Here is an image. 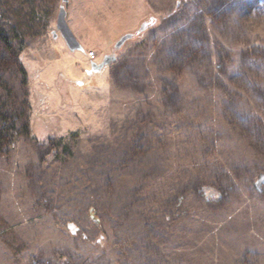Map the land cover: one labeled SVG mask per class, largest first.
Returning <instances> with one entry per match:
<instances>
[{
	"label": "rangeland",
	"instance_id": "374dc122",
	"mask_svg": "<svg viewBox=\"0 0 264 264\" xmlns=\"http://www.w3.org/2000/svg\"><path fill=\"white\" fill-rule=\"evenodd\" d=\"M60 7L80 49L52 35ZM0 10L32 73L29 135L0 152V264H264V0Z\"/></svg>",
	"mask_w": 264,
	"mask_h": 264
},
{
	"label": "trees",
	"instance_id": "16d2710c",
	"mask_svg": "<svg viewBox=\"0 0 264 264\" xmlns=\"http://www.w3.org/2000/svg\"><path fill=\"white\" fill-rule=\"evenodd\" d=\"M11 22L4 14H0V152L5 145L13 147L19 134L29 135L25 113L30 108L28 97L29 90L32 91V73L22 60L24 34ZM203 189L219 195L207 186Z\"/></svg>",
	"mask_w": 264,
	"mask_h": 264
},
{
	"label": "water",
	"instance_id": "95a60500",
	"mask_svg": "<svg viewBox=\"0 0 264 264\" xmlns=\"http://www.w3.org/2000/svg\"><path fill=\"white\" fill-rule=\"evenodd\" d=\"M66 1V0H62ZM149 25V22H143L139 29V31L144 30L147 26ZM58 30L61 37L63 38L67 48L71 51L77 50L81 48L80 43L76 40L75 36L73 35L72 31L70 30L67 22H66V12L63 7H60V10L58 11L57 17H56V22H55V29ZM53 37L56 35L52 34ZM133 36L132 33H126L122 35L115 43L114 47L118 48L120 47L127 39L131 38ZM264 184V173L259 174L257 181L255 182V186L257 189L260 188V186ZM69 227L71 225L69 224Z\"/></svg>",
	"mask_w": 264,
	"mask_h": 264
},
{
	"label": "flooded vegetation",
	"instance_id": "af4514ba",
	"mask_svg": "<svg viewBox=\"0 0 264 264\" xmlns=\"http://www.w3.org/2000/svg\"><path fill=\"white\" fill-rule=\"evenodd\" d=\"M59 10H60V8H59ZM57 33H59V31L58 30H53L52 31V34H54V35H56ZM59 36H61L60 35V33H59ZM62 38V37H61ZM63 39V38H62ZM64 41V40H63ZM119 48V47H118ZM118 48H115L114 46L112 47V50H111V52L110 53H107V54H105L104 55V57H103V60L101 61V63L100 64H93L92 66H93V70H98V69H102V67H105V65H110L112 62H114L115 61V59H116V56H115V54H114V52L118 49Z\"/></svg>",
	"mask_w": 264,
	"mask_h": 264
},
{
	"label": "built area",
	"instance_id": "2783aa9c",
	"mask_svg": "<svg viewBox=\"0 0 264 264\" xmlns=\"http://www.w3.org/2000/svg\"><path fill=\"white\" fill-rule=\"evenodd\" d=\"M89 57L92 58V59H94L95 58L94 53L89 54Z\"/></svg>",
	"mask_w": 264,
	"mask_h": 264
}]
</instances>
